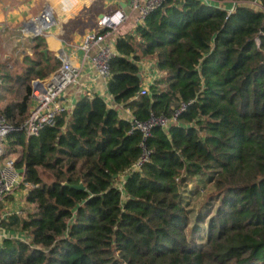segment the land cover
Wrapping results in <instances>:
<instances>
[{
    "label": "trees",
    "instance_id": "1",
    "mask_svg": "<svg viewBox=\"0 0 264 264\" xmlns=\"http://www.w3.org/2000/svg\"><path fill=\"white\" fill-rule=\"evenodd\" d=\"M232 1L166 0L117 37L113 104L84 95L39 136L9 133L31 209L4 217L0 203L1 225L28 237L0 241V264H264V0ZM45 47L38 36L23 72L0 76L15 128L32 81L60 67ZM146 59L161 77L141 94ZM119 106L138 122L177 117L145 138ZM206 178L217 204L198 212L186 195Z\"/></svg>",
    "mask_w": 264,
    "mask_h": 264
},
{
    "label": "crops",
    "instance_id": "2",
    "mask_svg": "<svg viewBox=\"0 0 264 264\" xmlns=\"http://www.w3.org/2000/svg\"><path fill=\"white\" fill-rule=\"evenodd\" d=\"M129 2L130 0H0V76H16L23 72L27 65L26 58L34 56L35 52L37 37L33 35V31L38 25L35 19L47 13L52 16V23L42 35L46 40L44 52L60 61L61 57L69 58L83 67L82 85L70 88L63 99L70 106L69 111L74 109L77 100L83 95L82 91L90 90L94 94L106 96L108 89L85 60L81 44L88 32L100 29L101 16L119 7L126 9L129 18L115 33L114 39L117 40L120 34L130 33L135 23V13L128 7ZM221 5L222 8L231 10L235 2L226 0ZM147 60L149 59L142 64V78L144 86L148 87L160 78L161 74L153 67L155 61ZM5 103L0 98V108ZM120 112L125 116V110L120 109ZM21 197L22 193L17 191L1 203L4 217H7L6 213L19 211L22 205ZM7 209L11 211L8 212ZM18 214L22 217L24 212L19 211ZM8 231L17 233L12 229ZM25 238L28 239L26 236Z\"/></svg>",
    "mask_w": 264,
    "mask_h": 264
},
{
    "label": "built area",
    "instance_id": "3",
    "mask_svg": "<svg viewBox=\"0 0 264 264\" xmlns=\"http://www.w3.org/2000/svg\"><path fill=\"white\" fill-rule=\"evenodd\" d=\"M165 1L166 0H130L128 7L134 13L137 12L136 24L140 25L145 22L146 18L154 10L161 7ZM200 1L218 7H222L221 3L223 2L216 0ZM236 4L237 2H235V6ZM235 6L229 11H233ZM46 15L47 13H43L35 19V22L40 21V24H38L33 31L35 37L44 35V30L51 25L52 16L50 21L46 19ZM128 18V12L122 7L104 14L99 19L100 29L88 32L84 36L81 44V49L85 54V60L89 63L97 78L103 80L106 87L111 77V61L116 55V39H114V35ZM45 22L46 24H44ZM153 65V67H155V63ZM82 77L83 67L81 65L73 63L69 58L61 57V65L58 70L45 78H38L32 81L31 109L29 115L19 128L13 127L8 123L6 118L0 114V203L19 191L20 186H31L30 183L25 182V170L17 166L16 158L6 156L7 136L13 130H21L25 132L28 138H31L39 136L45 127L55 125L57 117L70 110V106L63 101L65 95L70 88L82 85ZM147 90L148 87L144 86L141 94H146ZM81 93L83 94L81 96L88 95L92 97L94 95L90 90L85 92L82 91ZM100 96L105 97L113 104L112 96L108 91L106 96ZM119 107L125 110L124 117L131 120L133 129L142 131L145 138L150 136L154 126L167 128L170 122L177 117V114L172 119L165 116H152L146 122H138L130 109L123 108L122 106ZM185 108L186 105L184 104L181 110ZM147 160L148 154L145 152L135 164V168H140ZM18 213L19 211L9 212L6 213V216ZM5 238L26 239L24 234L11 233L0 223V241Z\"/></svg>",
    "mask_w": 264,
    "mask_h": 264
},
{
    "label": "rangeland",
    "instance_id": "4",
    "mask_svg": "<svg viewBox=\"0 0 264 264\" xmlns=\"http://www.w3.org/2000/svg\"><path fill=\"white\" fill-rule=\"evenodd\" d=\"M251 5L253 7L259 8L260 4L257 2H251ZM136 17H137V12H135L134 20L135 23H133V27L131 28L130 32H134L135 28L137 27L136 24ZM113 39V38H112ZM148 62H153L152 59L147 60ZM154 64V63H153ZM153 68V67H152ZM13 93L16 91V88L19 86L18 84L14 85ZM13 88V87H12ZM12 94H10L11 96ZM7 146V143H6ZM201 187H197V183L194 180H191L189 183V187L194 190L193 193L188 192L187 193V198L189 199V203L191 204V208L195 209L198 212H201V210H206L208 208H211L212 205H216L217 201L216 199L214 200L211 197V194L214 193V188L213 185L209 184V182L206 179H202L199 182ZM28 187H25L24 185L20 186L19 191L22 193L23 197H21V202L22 205L20 206L19 211L20 212H26L27 210L31 209L29 205L25 201V195L28 192ZM7 211H11V209H7Z\"/></svg>",
    "mask_w": 264,
    "mask_h": 264
},
{
    "label": "water",
    "instance_id": "5",
    "mask_svg": "<svg viewBox=\"0 0 264 264\" xmlns=\"http://www.w3.org/2000/svg\"><path fill=\"white\" fill-rule=\"evenodd\" d=\"M139 77L142 78V74L141 73H139ZM73 187L77 188V189H85V186L82 183L79 184V185H74Z\"/></svg>",
    "mask_w": 264,
    "mask_h": 264
},
{
    "label": "bare ground",
    "instance_id": "6",
    "mask_svg": "<svg viewBox=\"0 0 264 264\" xmlns=\"http://www.w3.org/2000/svg\"><path fill=\"white\" fill-rule=\"evenodd\" d=\"M46 19L51 21V17L49 15H46ZM36 24H40V21H37ZM44 24H46V22Z\"/></svg>",
    "mask_w": 264,
    "mask_h": 264
}]
</instances>
